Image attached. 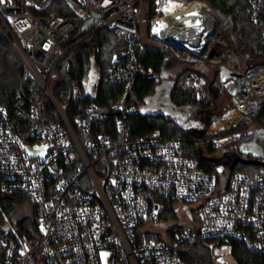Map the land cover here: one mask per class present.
I'll return each instance as SVG.
<instances>
[{
    "label": "built area",
    "instance_id": "built-area-1",
    "mask_svg": "<svg viewBox=\"0 0 264 264\" xmlns=\"http://www.w3.org/2000/svg\"><path fill=\"white\" fill-rule=\"evenodd\" d=\"M64 1L72 14L63 16L57 0H0V33L23 66L19 94L10 105L0 104V196L22 197L19 205L31 208L24 230L20 221L27 217L12 222L13 211L6 213L0 201V264H189L186 257L199 240L217 244L212 264H238L230 241L242 242L264 264V167L254 175L221 166L213 173L184 153L181 136L160 129L140 137L128 133L127 119L141 111L129 102L137 81H162L137 59L148 0ZM176 2L186 10L169 31L161 19ZM193 4L219 18L207 39L197 33ZM155 9L148 36L158 47L238 76L221 82L235 106L201 140L207 149L229 150L243 131H255L254 120L264 113V68H244L223 33L230 21L219 8L155 0ZM251 16L264 27V0H253ZM101 29L129 45L115 55L105 78L126 88L108 106L98 101L102 77L94 58L81 84L60 72L69 52ZM92 65L96 80L89 92ZM166 80L192 89L197 100L207 98L198 73Z\"/></svg>",
    "mask_w": 264,
    "mask_h": 264
},
{
    "label": "trees",
    "instance_id": "trees-1",
    "mask_svg": "<svg viewBox=\"0 0 264 264\" xmlns=\"http://www.w3.org/2000/svg\"><path fill=\"white\" fill-rule=\"evenodd\" d=\"M205 1L211 8L220 9L230 20V25L223 33L231 38L243 60L245 69L249 67L264 68V37L263 26L252 20L251 8L253 0H188ZM148 14L146 35L150 24L157 16L155 0H148ZM58 10L65 15L72 14L64 0H57ZM140 34L143 35L142 28ZM126 40L118 37L116 33L101 29L82 44L74 47L63 61L60 72L72 84H81L88 73L91 60L95 59L96 68L102 79L98 85V101L103 106H108L118 100L125 92L123 84L106 81L107 73L114 63V57L120 51L128 48ZM137 59L145 70H152L160 74L162 81L155 83L139 79L129 96L131 104L138 105L140 113L127 119L128 133L133 137H140L160 129L168 137L181 136L184 140L183 150L186 155L199 160L202 167L216 173L217 166L228 168L230 174L243 173L254 175L261 166L237 162L242 158L239 146L250 141L255 135L249 136L251 130L243 131L241 138L229 150L218 151L207 149L201 145V140L211 123L220 118L227 110L233 108L232 97L223 88L218 72L212 80L201 70H197L195 63L180 60L172 51H164L153 43H147L142 36V46L137 50ZM178 70V79L195 72L205 79L207 98L197 100L192 89L180 84L178 81H167L170 70ZM23 77V66L0 33V104L10 105L20 92ZM57 99L59 96L55 95ZM149 105H156L155 111L148 109ZM183 116L200 121V127H189L182 121ZM255 130L264 128V113L255 118ZM263 146H264V140ZM250 158H248L249 160ZM1 205L6 213H10L24 202L22 197L0 196ZM31 208L27 207L24 215L27 220L20 221L24 230L29 225ZM175 218V215H171ZM214 245V246H213ZM234 258L238 264H263V259L258 254L248 249L242 242L230 241ZM214 241L199 240L191 246L186 257L189 264H212L214 255Z\"/></svg>",
    "mask_w": 264,
    "mask_h": 264
},
{
    "label": "water",
    "instance_id": "water-1",
    "mask_svg": "<svg viewBox=\"0 0 264 264\" xmlns=\"http://www.w3.org/2000/svg\"><path fill=\"white\" fill-rule=\"evenodd\" d=\"M93 17H99L94 12H91ZM91 21V19L89 20ZM89 76L91 77L93 84L88 88V91L91 92L95 86L96 74L94 65L91 66L89 71ZM219 76L222 83L227 82L229 79H236L238 76L231 72L226 67H223L219 70ZM236 103L235 99L233 100ZM194 126V124H193ZM249 136L256 135L250 141L243 142L239 146V153L244 156L241 159L237 160V162H243L246 164H252L257 166L264 167V146L263 143H260L259 140H264V128L258 129L255 131H250L248 133ZM246 158H250L249 160ZM217 171L220 172L221 168H217Z\"/></svg>",
    "mask_w": 264,
    "mask_h": 264
},
{
    "label": "bare ground",
    "instance_id": "bare-ground-1",
    "mask_svg": "<svg viewBox=\"0 0 264 264\" xmlns=\"http://www.w3.org/2000/svg\"><path fill=\"white\" fill-rule=\"evenodd\" d=\"M197 8V14L200 16V23L197 22L196 28L199 37L207 39L210 37L220 24L219 18L210 9L201 4H193ZM183 10H186V4L170 3L165 8V16L161 19L162 24L170 31V25L174 19L183 17ZM175 17V18H174ZM185 23L188 21L184 19Z\"/></svg>",
    "mask_w": 264,
    "mask_h": 264
},
{
    "label": "rangeland",
    "instance_id": "rangeland-1",
    "mask_svg": "<svg viewBox=\"0 0 264 264\" xmlns=\"http://www.w3.org/2000/svg\"><path fill=\"white\" fill-rule=\"evenodd\" d=\"M148 5L149 4L147 3L146 6L144 7L143 13L140 15L141 28H142V32H143V35L142 36H143V39H144L145 42H147V43L150 42V43H153V44L157 45V41H155V40L152 41L151 38H150V36H148L149 31H148V34L147 35H146V32H145V31H147L146 30V25H148V22H147ZM141 9H142V7H139V11L140 12H141ZM150 26H151V24H150ZM196 65H198V64H196ZM196 68H197V70H201L203 73L207 74L208 77L211 80H212V78H215L214 77L215 76V69L208 67L206 64H199L198 66H196ZM178 74H179V71L176 70V69L170 70V73H169V75H172V76H176ZM148 109L150 111H155L157 109V106L156 105H149L148 106ZM27 206H28V204H24L22 206L21 205H18L15 208V210L12 213H10V215H9L11 221L13 222V221H15L17 219H21L26 214ZM194 217H195V219L197 221L200 218L199 215H198V213H194ZM104 258H106V256H104Z\"/></svg>",
    "mask_w": 264,
    "mask_h": 264
},
{
    "label": "flooded vegetation",
    "instance_id": "flooded-vegetation-1",
    "mask_svg": "<svg viewBox=\"0 0 264 264\" xmlns=\"http://www.w3.org/2000/svg\"><path fill=\"white\" fill-rule=\"evenodd\" d=\"M182 121L186 123L185 125H187V127H189V123H191V127H193V128L200 127V125H201L200 121H196L194 119H189L186 116H183ZM193 124H194V126H193ZM262 141L263 140H261V139L259 140L260 143H263ZM242 157L244 158V156H242ZM246 159H248V158H246Z\"/></svg>",
    "mask_w": 264,
    "mask_h": 264
},
{
    "label": "crops",
    "instance_id": "crops-1",
    "mask_svg": "<svg viewBox=\"0 0 264 264\" xmlns=\"http://www.w3.org/2000/svg\"><path fill=\"white\" fill-rule=\"evenodd\" d=\"M219 79H220V77H219ZM221 81V80H220Z\"/></svg>",
    "mask_w": 264,
    "mask_h": 264
}]
</instances>
